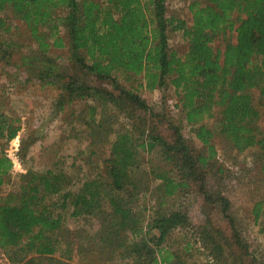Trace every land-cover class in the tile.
<instances>
[{"label":"trees","instance_id":"trees-1","mask_svg":"<svg viewBox=\"0 0 264 264\" xmlns=\"http://www.w3.org/2000/svg\"><path fill=\"white\" fill-rule=\"evenodd\" d=\"M3 11L25 25L40 55L36 61L44 69L38 76L46 84L57 74L54 63L45 56L51 48L66 49L69 60L97 82L96 87L69 78L60 86L66 96L57 105L62 111L75 100L98 102L101 113L96 116L92 110L84 136L90 155H96L93 149L101 143H109L110 148L107 158L90 163L95 166L76 193H62L64 174H21L18 190L0 196V247L13 253L10 257L17 262L35 264L64 245L62 254L70 259L72 251L64 243L63 211L72 207L73 217L100 215L105 264L120 260L124 253L133 254V264H197L188 244L174 250L162 247L172 230L189 222L186 208L156 209L144 227L148 208L140 204L144 198H139L140 186L135 184L136 175L143 173L138 152L157 150L164 157L160 160L185 171L186 179L197 180L199 172L214 159L211 140L216 133L237 154L256 149L255 157L264 173V129L257 124L259 112L250 96L257 91L264 106V0L193 1L188 6L190 25L167 16L166 0H0ZM170 32L182 34L184 53L169 48ZM217 39L224 41L222 50L212 47ZM119 80L139 82L135 90H127ZM104 84L112 85L118 94L104 90ZM169 87L206 156L195 155L172 123L168 124L172 139L166 141L154 131L145 134L144 121L142 128L126 130L116 125L115 115L104 114V104L113 105L115 112L136 125L138 112L154 116L135 93L137 89ZM2 105L0 101V186L12 169L6 149L21 130L20 121L7 116ZM210 119H214L216 132L205 124ZM19 146L26 151L29 144L20 141ZM156 177L155 181L161 179L162 184L156 187L162 199L186 185L171 177ZM216 198L227 204L220 195ZM102 199L107 200L109 211L101 208ZM261 204L254 208L255 219L260 216ZM212 246L213 252L222 256L221 246L215 242Z\"/></svg>","mask_w":264,"mask_h":264},{"label":"rangeland","instance_id":"rangeland-1","mask_svg":"<svg viewBox=\"0 0 264 264\" xmlns=\"http://www.w3.org/2000/svg\"><path fill=\"white\" fill-rule=\"evenodd\" d=\"M193 1L197 0H166L167 16L182 19L190 25L188 6ZM234 40L235 34L231 37V41ZM168 41L170 49L184 53L186 42L180 32H170ZM223 43V39H217L212 47L222 50ZM45 56L57 70L51 84H46L38 76L44 69L36 61L40 55L29 39L25 25L13 18L9 11L0 12V101L6 115L19 120L21 126L17 138L6 149L12 160V169L10 176L5 177L4 184L0 186V196L17 191L19 176L28 171L64 174L62 193H76L84 177L89 176V170L95 166H90V163L99 162L109 155V143L99 144L93 149L96 155H90L88 138L84 136L85 122L93 117L92 110L96 111V116L101 113L98 102L75 100L62 111L57 105L66 96L60 86L69 78L78 79L89 86L97 87V82L69 60L66 49L51 48ZM137 82L128 84L119 80V84L127 90H135ZM103 89L118 94L112 85L104 84ZM135 93L145 101L154 116L150 117L148 112H138L135 125L115 112L114 106L109 104H104V114L115 115L116 125L120 124L126 130L139 125L142 128L144 121L145 134L154 131L166 141L172 139L168 125L172 123L195 155L206 156V149L196 138L195 129L186 124L178 97L171 87L154 91L137 89ZM250 96L255 110L259 112L257 124L264 129V106L260 96L257 91L250 92ZM205 124L216 132L214 119ZM113 138L110 137L111 141ZM20 141L29 144L26 151L22 150L26 149L24 145L20 148ZM211 143L216 150L214 159L199 172L197 180L195 177L191 181L185 178V171L176 170L174 164L160 160L164 157L161 158L157 150L138 152V164L143 173L136 175L135 184L140 186L139 198H144L140 204L145 206V210L148 208L143 225L145 227L149 223L156 209L171 211L186 208L189 222L172 230L162 247L174 250L188 244L197 264H264V173L256 160V149L237 154L216 133ZM157 174L186 185L179 187L173 196L162 199L156 187L162 184L161 179L154 180ZM147 189V192L140 191ZM217 195L224 198L227 204H221ZM106 201L102 199L101 208L105 212L109 211ZM262 202L260 216L255 219L254 208ZM72 212V207L63 211L67 232L64 243L72 251L70 259L62 254L65 249L62 245L54 254L42 257L35 264H105L100 248V215L96 212L95 216L73 217ZM128 235L130 240H134L131 234ZM213 242L221 246L222 256L213 252ZM120 252L124 253L125 250ZM12 254L0 247V264L25 263L17 262L15 257H10ZM124 254L120 260L108 261V264L135 262L133 254Z\"/></svg>","mask_w":264,"mask_h":264}]
</instances>
